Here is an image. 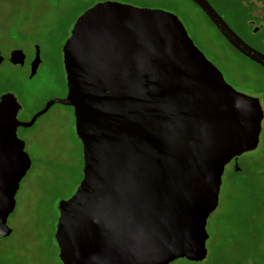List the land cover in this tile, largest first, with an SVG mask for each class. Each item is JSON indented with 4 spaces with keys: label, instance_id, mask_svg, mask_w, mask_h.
<instances>
[{
    "label": "water",
    "instance_id": "1",
    "mask_svg": "<svg viewBox=\"0 0 264 264\" xmlns=\"http://www.w3.org/2000/svg\"><path fill=\"white\" fill-rule=\"evenodd\" d=\"M240 55L264 70L207 0H188ZM16 51L10 62L23 64ZM2 57L0 56V63ZM64 99L31 121L13 95L0 99V238L31 167L17 137L53 105L73 109L83 178L58 205L61 264L202 263L206 227L227 166L259 146L263 111L235 91L180 20L158 10L100 3L76 21L63 48Z\"/></svg>",
    "mask_w": 264,
    "mask_h": 264
},
{
    "label": "rangeland",
    "instance_id": "2",
    "mask_svg": "<svg viewBox=\"0 0 264 264\" xmlns=\"http://www.w3.org/2000/svg\"><path fill=\"white\" fill-rule=\"evenodd\" d=\"M228 24L248 39L239 16L210 0ZM100 3H118L176 16L189 38L235 91L257 98L264 116V70L236 52L188 0H0V48L40 51L45 68L34 79L8 63L0 66V95L11 94L26 123L52 100L64 99L67 82L63 48L76 21ZM264 10L263 7H261ZM260 50L264 53V47ZM31 167L20 182L8 218L10 237L0 238V264H61L54 236L58 205L73 196L83 178L82 146L73 109L53 105L28 129L19 128ZM222 176L219 205L207 222L208 256L202 263L264 264V117L258 148L241 156Z\"/></svg>",
    "mask_w": 264,
    "mask_h": 264
},
{
    "label": "flooded vegetation",
    "instance_id": "3",
    "mask_svg": "<svg viewBox=\"0 0 264 264\" xmlns=\"http://www.w3.org/2000/svg\"><path fill=\"white\" fill-rule=\"evenodd\" d=\"M260 18H262V16L259 15H254L251 17V19L248 21V26H249V30H250V34L248 35V39L245 38V36H243L242 34H239L237 31H235L226 21V23L230 26V28H232V30L244 41L246 42L248 45H250L252 48L256 49L257 51L263 53L260 48L264 47V37L263 38H258V35L260 34L261 31L264 30V26L262 23H260ZM16 51H20V50H16V49H10L8 54H4L0 48V56L2 57V61L0 63V66L2 64H4L5 62L10 64L13 67H18L22 70L27 71L28 73V78L34 79L36 76H38L41 72L44 71L45 65L44 62L41 59V55H40V51L38 50V48L35 49L34 51V56L32 59L28 60L25 53L23 52L25 58H24V63L23 64H13L10 62V56L12 53L16 52ZM264 54V53H263ZM4 95H7L4 94ZM4 95H0V99L2 98V96ZM11 95V94H9ZM22 111H19V113ZM18 113V115H19ZM17 115V117H18ZM235 162L231 163L229 166L227 167H231L233 166L234 169H237V167L235 166ZM240 170L237 169V172H239Z\"/></svg>",
    "mask_w": 264,
    "mask_h": 264
},
{
    "label": "trees",
    "instance_id": "4",
    "mask_svg": "<svg viewBox=\"0 0 264 264\" xmlns=\"http://www.w3.org/2000/svg\"><path fill=\"white\" fill-rule=\"evenodd\" d=\"M207 1L217 11V13L226 21L223 15L211 3V1L210 0ZM218 1L225 9L233 12V14L239 16V18H242L241 23L243 24V26H246L247 29L245 30L248 31L249 34H250V30L248 26V21L251 19L252 16L254 15L262 16V18H260L261 19L260 23H262L264 26V10L261 9V7L264 8V0H217V2ZM263 37H264V30L261 31L260 34L258 35V38H263Z\"/></svg>",
    "mask_w": 264,
    "mask_h": 264
}]
</instances>
